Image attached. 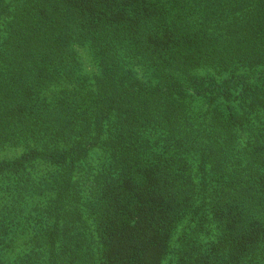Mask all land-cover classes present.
<instances>
[{"label":"trees","instance_id":"obj_1","mask_svg":"<svg viewBox=\"0 0 264 264\" xmlns=\"http://www.w3.org/2000/svg\"><path fill=\"white\" fill-rule=\"evenodd\" d=\"M0 264H264V0H0Z\"/></svg>","mask_w":264,"mask_h":264}]
</instances>
